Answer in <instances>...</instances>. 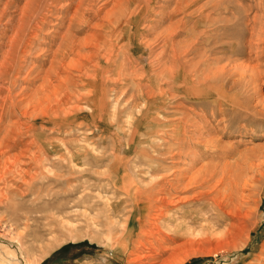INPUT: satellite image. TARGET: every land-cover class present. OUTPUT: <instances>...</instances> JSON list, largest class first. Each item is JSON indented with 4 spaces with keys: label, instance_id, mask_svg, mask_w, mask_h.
<instances>
[{
    "label": "rangeland",
    "instance_id": "374dc122",
    "mask_svg": "<svg viewBox=\"0 0 264 264\" xmlns=\"http://www.w3.org/2000/svg\"><path fill=\"white\" fill-rule=\"evenodd\" d=\"M184 1L0 0V264H264V82L251 116L213 106L219 83L198 95L197 53H221L197 44L210 0ZM243 3L251 15L264 0ZM169 143L185 181L223 174L226 203L165 224L182 230L162 254L151 237L136 251L134 196L168 172Z\"/></svg>",
    "mask_w": 264,
    "mask_h": 264
},
{
    "label": "bare ground",
    "instance_id": "6f19581e",
    "mask_svg": "<svg viewBox=\"0 0 264 264\" xmlns=\"http://www.w3.org/2000/svg\"><path fill=\"white\" fill-rule=\"evenodd\" d=\"M192 1L196 2L199 0ZM187 2L188 1L186 0V2L184 1L183 4L185 11L188 5ZM207 4H209L208 7H206ZM207 4L202 5L201 7L203 8L199 7L197 26H199L201 30L198 31L197 34V44L200 48H203V46L210 41L211 45L214 44V47L211 46L209 49L210 53H212L213 55L218 53L221 54H218V56L214 58L211 57V59L208 60V57L206 56L207 54L205 53L208 50L197 53L199 55V60L196 64L198 65V70H196L197 86L195 88L198 95L203 97L208 90L207 88L213 89L217 83L221 84V87L226 86L229 91L227 92L222 90L223 95L221 96L223 97L214 98L212 103L213 106L217 107V105H223L225 107L223 110H227V112L238 111L237 113L242 112V114L244 113L251 116L247 112L251 111V108L250 105H248V103L250 102H248L246 95H259L260 90L262 89V83L264 82L261 78V76L264 75V67L263 63L261 62L264 57V5H262L261 3L257 4L254 7V13L250 15L249 13H247L250 7L248 8L243 3V0H210L209 2H207ZM260 11H263L262 14H258ZM243 24L245 26L247 25L246 27L250 26L248 30L250 34V40L248 39L247 41L246 39L245 42V39H243L242 45H240L236 38L238 34V27ZM206 27H208L209 31H211V35L205 33L204 29ZM242 35L243 34L241 33L240 36ZM244 37L245 36H243V38ZM245 43H247V45H245ZM246 48H248V51L250 49V51L253 52L254 55L252 58L250 56L251 54H249L250 52H246ZM184 52L186 51L184 50ZM241 58L242 60L238 62V59ZM223 60H225L226 62L225 64L221 65L219 62ZM204 65L207 67L206 69L203 68ZM235 75H237V77H235ZM259 96H261V94ZM218 99L222 100L218 101ZM258 100L260 99L258 98ZM4 103L6 102L0 100V127L1 124H3V122L5 121L4 118L6 117ZM262 109H264V105ZM218 111L219 110H217V112ZM259 112L263 111L259 110ZM257 120L260 122L264 121V119L262 118H259ZM6 126L3 127V130L4 128L5 130H7L6 128H9V126ZM11 127L12 126L10 125V128ZM15 127L16 126H13L14 131ZM10 130H7L8 134L11 133ZM1 131L2 129L0 128V132ZM3 134L5 135L6 133ZM6 136H4L0 140V156H4V154L7 153L5 151L7 147V141L5 140ZM17 148H19V146ZM170 148L171 143L166 146L167 154L171 150ZM18 154L16 153V155L13 156L15 162H18L20 160ZM73 155L75 154L73 153ZM176 155V153H173L166 156L167 160L164 161V170H168V172L164 173V176L151 178L149 180L150 182L148 181L149 184L144 185L143 188L139 191L138 195L134 196L135 200L137 199L136 205L142 212V215L138 217L140 223L139 229H142V231H140L135 241L136 251L141 248L139 245H141L145 241V239L143 240L142 238L151 237L153 240L155 239L157 243V248L155 251H157L158 255L162 254L161 252L164 251V244L168 241L174 242L175 240L179 239V233H181L182 230L178 229V226L176 225L174 228H172L167 227V225L165 224L168 223L173 225L176 224L179 219L186 218L194 221L196 215H198L199 212L206 210L219 211L226 203V195L221 190V185L223 183V174L221 175L220 173V175H217V171L214 169L215 167L212 169H208L207 167V169L202 173L199 172L197 174L195 173V175H189L190 177H188V179L185 181L186 171H179L176 173L175 170L171 169L172 167H174L175 163H177L175 160H173ZM33 159L35 160V157ZM30 160H32V158ZM228 166L226 165V167ZM140 199L143 200L141 206L138 202V200ZM108 206H110V210L111 208H113L112 204H109ZM116 210V212H119L118 209ZM131 212L132 211H129V213L125 215L123 214L124 218H121V220L119 221V223H121L122 225L121 230L115 236L116 242L121 240L126 235V228L131 218ZM120 237L121 239H119Z\"/></svg>",
    "mask_w": 264,
    "mask_h": 264
}]
</instances>
